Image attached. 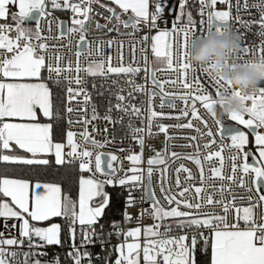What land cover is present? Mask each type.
Returning a JSON list of instances; mask_svg holds the SVG:
<instances>
[{"label":"snow or ice","instance_id":"6c2138e0","mask_svg":"<svg viewBox=\"0 0 264 264\" xmlns=\"http://www.w3.org/2000/svg\"><path fill=\"white\" fill-rule=\"evenodd\" d=\"M177 3L178 11L169 0H0V264H42L40 257L47 255L43 249L69 241L71 264H94L89 246L97 243L106 253L104 264H264V184H258L264 181V0L252 5L258 18L247 20L239 15L249 10L247 0H236L235 5L233 0H199L198 23L188 0ZM58 11L68 20L56 16ZM166 13L173 16L170 21ZM94 17L105 23L96 19L92 31L97 35L89 39ZM234 22L248 30L257 27L261 39L253 47L240 45L237 56L225 65L262 71L250 94L227 89L225 94L241 108L224 117L243 130L235 128L226 137L215 105L226 86L211 75V63L193 65L188 55L189 41L207 31L244 37V32L232 31ZM122 37L130 41L127 63ZM73 38L74 54L61 55L62 49L73 52ZM247 56L253 59L239 62ZM158 72L168 73L169 79L157 78ZM203 73L214 95L197 75ZM138 77L144 83H138ZM96 78L110 79L117 87L122 78L131 89L125 94L118 87L116 103L109 99L102 116L87 88L89 79L95 87ZM166 84L179 90L167 91ZM133 93L146 95V114L133 102ZM198 108L207 112L215 132ZM114 110L129 117L127 134L139 148L135 153L119 149L128 153L123 159L105 150L109 141L92 135L101 131L95 124L99 120L123 123L122 117L113 118ZM165 119L185 122L170 125L162 122ZM169 128L197 133L205 141L204 154L197 135L182 136L189 143L172 145L194 152L169 151V141L176 139ZM160 134L162 149L146 144ZM225 151L230 153L227 174ZM181 159L198 171V186L183 163L169 175L170 164ZM206 165H211L207 178ZM64 169H71L70 183L49 179ZM181 173L187 186L181 185ZM206 179L220 183L205 186ZM109 189H119L122 211L119 220L107 217L105 232L101 220L113 205ZM141 190V195L133 194ZM237 190L247 194L236 195ZM48 264H60L59 257Z\"/></svg>","mask_w":264,"mask_h":264},{"label":"built area","instance_id":"2783aa9c","mask_svg":"<svg viewBox=\"0 0 264 264\" xmlns=\"http://www.w3.org/2000/svg\"><path fill=\"white\" fill-rule=\"evenodd\" d=\"M103 2H106L105 0H103ZM235 2L236 0H233V3L235 5ZM244 2V0H240V3L242 4ZM260 0H247V3L249 5V10L248 11H244L242 10L239 15L241 16L242 19H256L258 18V13L256 12V10L254 8H252V5L254 3H259ZM169 6L172 7V8H175L177 11L179 10L178 9V3H177V0H169ZM198 6H199V0H188V10H190L193 14V17L194 19L197 20V23H198V16H197V12H198ZM98 9V6H94ZM217 9H221L222 6L217 3L216 5ZM98 11L100 12H103L104 10L103 9H98ZM56 16H58L59 18L63 19V20H68V16L66 13L64 12H55L54 13ZM238 13L236 12V9L235 7H233L232 9V15L235 16L237 15ZM105 15H107V13H105ZM173 18L172 15H168L166 13V19L167 20H171ZM98 19L99 22L101 24L105 23V21L100 18V17H94V20H93V24H90L89 25V39H94L96 37V33L92 31V28L94 27V22L95 20ZM29 24V23H28ZM32 26V24H29ZM167 25L165 24H161V27H166ZM106 31V30H105ZM121 31H124L123 29H121ZM232 31L233 32H244V37H242L240 39L241 43L240 45L241 46H244L245 44H247L249 47H253V43H259L260 41V37L256 35V32L258 31V28L257 27H253L251 30H248V29H245L243 28V26L237 24V23H233V27H232ZM53 35H55V25H53ZM115 35V33H111L109 34V36H113ZM109 37L108 36H104L103 39H108ZM121 39H123V42L125 44V48H124V61L125 63H127L129 61V49L127 47V45L130 43L129 39L127 37H122ZM74 41H75V38H73V44H72V49H73V52L72 53H68L66 50H61L60 54L61 55H72L74 54V51H75V48H74ZM50 44H56V45H59V44H63L64 41L63 40H60V41H57V40H51L49 41ZM117 43H119V39L117 40ZM253 51H254V48H253ZM137 60L139 61L140 60V52H139V48L137 47ZM112 55H113V63L115 64L116 63V60H115V57H116V48L113 47L112 49ZM74 58V57H73ZM247 59H253L252 56H247V57H241L239 62H243L244 60H247ZM81 60L83 62V57H81ZM153 67H157L155 65H153ZM199 76V78L201 79L202 81V84L204 85L206 91L212 95H214V88L212 87V84H211V81L210 79L207 77V74L206 73H203V74H197ZM171 77L174 78L175 77V74H171ZM157 78L159 79H164V80H167L169 79V74L168 73H161V72H158L157 73ZM137 82L138 83H144V81L142 79H140L139 77L137 78ZM95 87H93V81L91 79H89V82H88V85H87V88H88V91L91 93V99H92V104L93 106L97 107L98 109V112L99 114L102 116L107 107H108V102H109V99H111L112 103L115 104L116 101H115V92L118 90V87L119 88H122L124 89V93L126 94L128 91H130L131 89L128 88V86L125 84L124 80L122 78L119 79V86H113L111 84V80L110 79H104V78H96L95 81ZM149 85L145 84V87H148ZM165 88L167 91H176V90H179L176 86H169V85H165ZM135 99L133 100V102L135 104H137L139 107H141L142 110H145V114H146V95H138L136 93H133ZM145 101V103H141V101ZM155 103L158 105V98L155 100ZM74 107H76V105H73ZM181 105L180 103L178 102L177 103V108H179ZM218 107V106H217ZM157 111H160L159 107L157 106L156 108ZM165 112H168V111H171L169 109H164ZM198 111L200 112L201 116L208 121V125L210 128H212L213 132H215V125L213 124L211 118L208 116L207 112L205 110H203V108H198ZM112 116L113 118H121L123 119V123L122 124H117V125H112V124H108L106 121H103V120H99L97 122H95L96 124V127L101 129V131L97 132V133H92V135L97 139V140H100L102 142H104L105 140L109 141V143L107 144V147L105 150L107 151H112L114 154H116L118 157H120L121 159H123V157L128 154V153H125V152H121L119 151V149H131L133 153L139 151V148L138 146L135 144V141L127 134V126H128V123H129V117L128 116H125L123 113H117L115 110L112 112ZM76 117L73 116V119H75ZM132 122L134 123L135 126H140V120L136 119L135 117H132ZM163 123L165 124H175V123H182V122H185V121H177L175 119H165L162 121ZM232 122V121H231ZM146 123V121H145ZM233 124H231V126H235V127H238L234 124V122H232ZM193 124L195 126H200L198 124V122L196 121H193ZM225 124H223L224 126ZM202 128V126H200ZM91 129H92V125H89V131L91 132ZM106 129V131H105ZM77 130H80L79 126H77ZM153 131L155 132L156 129L155 127L153 128ZM168 132H169V135L170 136H174L176 137V139H173L171 141H169V148L168 150L169 151H176V152H179V153H188V152H194V148H181V147H172V145H180V144H187L189 143L188 140H185V139H181L180 137L182 136H186V135H197L198 137V140H199V143L201 144V149H202V145L203 143L205 142L204 140H200L199 139V135L197 133H194L193 131L191 130H181V129H175V128H169L168 129ZM222 135H225L226 137L231 135V134H222ZM206 139V138H205ZM216 140H217V144L220 143V138L219 137H216ZM224 143H228L227 140L223 141ZM146 144H151L153 147H155L156 149H162L163 148V134H160L159 135V138H154V139H151V140H147L146 141ZM209 150H214V148H211ZM149 152H148V148L146 147L145 148V151H144V158L145 160L147 159V156H148ZM203 149L201 151V156L203 155ZM230 153L225 151L224 152V156H225V168H224V172L225 174L228 173L229 171V163H228V160H227V157ZM185 164L187 167H189L192 172H193V175L195 177L194 181H192V184L195 185V186H198L199 185V174H198V171L195 169V167L191 164L190 161H187V160H177L175 161V163H171L170 164V167L168 169V172H169V175L172 176L174 174L173 170L174 168L178 167L179 164ZM128 166V162L127 161H124V167L126 168ZM211 167V165H206L205 166V177L207 178L208 176H210V172H209V168ZM181 185H185V181H184V174L181 173ZM210 183H217L219 184L220 182L219 181H215V180H207L206 179V184L205 186H207V184H210ZM153 186L155 187L156 186V176L154 175L153 176ZM187 186V185H185ZM110 190V189H109ZM173 191H176V189L173 187ZM134 195L136 196H139L142 194V190L140 192H134L133 193ZM236 195H246L247 193H241L239 192L238 190L234 193ZM157 195H159V192L157 191ZM227 195V193H226ZM237 203H241L239 201H237ZM246 203V202H245ZM141 206H144L146 207L147 205H141ZM132 211L133 213L136 212V209H132L130 210ZM144 223H147L148 221H143ZM70 243V241L68 242ZM68 243H65L63 247L61 246H48L46 247L45 249H43L47 255L45 256H42L40 257L41 259V262L42 264H48V262L52 261L54 257H59V260H60V264L63 263L64 259H67L71 262V260L67 257V252L69 250V247H68ZM112 243H116L115 239H112ZM90 250L94 247H100L99 244H95V245H90ZM101 248V247H100ZM25 251H27V248L24 249ZM23 259V257H21V260Z\"/></svg>","mask_w":264,"mask_h":264},{"label":"clouds","instance_id":"9594fccd","mask_svg":"<svg viewBox=\"0 0 264 264\" xmlns=\"http://www.w3.org/2000/svg\"><path fill=\"white\" fill-rule=\"evenodd\" d=\"M240 38L232 32L216 33L207 31L195 42L189 41L188 60L191 64L200 66L211 63V75L221 81V95L216 98L217 118L240 111L241 105L235 98L225 93L227 89L238 90L241 94H250L260 83L261 69L258 67L231 68L226 66V60L235 58L240 47ZM218 106V111H217Z\"/></svg>","mask_w":264,"mask_h":264},{"label":"trees","instance_id":"16d2710c","mask_svg":"<svg viewBox=\"0 0 264 264\" xmlns=\"http://www.w3.org/2000/svg\"><path fill=\"white\" fill-rule=\"evenodd\" d=\"M217 111H218V107H217ZM222 122L225 125L233 124L231 121L227 120L226 117L222 118ZM70 171L71 169H64L59 173V175H56L54 172L53 175L49 177V179H55L61 182L67 180L70 183L71 180L73 179V177L68 175ZM110 192L112 193L113 205L108 210L106 214V218L101 220V223L105 225V229H104L105 232L109 230L108 223H107V217H111L112 219L119 220L121 218L120 213L122 211V197L120 196L119 189H117L116 191H113L112 189H110ZM56 222H59V221H56ZM62 239H63V234H62ZM91 251L93 253L94 264H104L103 257L106 255V253H104L100 247H94L91 249ZM97 254L101 257L100 259H96ZM62 264H71V262L67 259H64Z\"/></svg>","mask_w":264,"mask_h":264},{"label":"water","instance_id":"95a60500","mask_svg":"<svg viewBox=\"0 0 264 264\" xmlns=\"http://www.w3.org/2000/svg\"><path fill=\"white\" fill-rule=\"evenodd\" d=\"M29 24H32V22H28ZM235 128H239V127H235V126H231V125H224L222 127V134H231L233 131H235ZM249 162H251L249 160ZM258 184H264V181H259L258 180Z\"/></svg>","mask_w":264,"mask_h":264},{"label":"rangeland","instance_id":"374dc122","mask_svg":"<svg viewBox=\"0 0 264 264\" xmlns=\"http://www.w3.org/2000/svg\"><path fill=\"white\" fill-rule=\"evenodd\" d=\"M105 1L107 2V0H105ZM28 26H31V25L28 24ZM155 66H157V65H155ZM234 124H235V123H234ZM235 125H236V124H235ZM236 126H238V125H236ZM238 127H239L241 130H243V129H242V126H238ZM109 191H110V190H109Z\"/></svg>","mask_w":264,"mask_h":264},{"label":"crops","instance_id":"0c3cea01","mask_svg":"<svg viewBox=\"0 0 264 264\" xmlns=\"http://www.w3.org/2000/svg\"><path fill=\"white\" fill-rule=\"evenodd\" d=\"M60 222V221H59Z\"/></svg>","mask_w":264,"mask_h":264}]
</instances>
